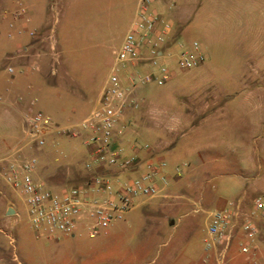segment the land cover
I'll list each match as a JSON object with an SVG mask.
<instances>
[{
  "label": "rangeland",
  "instance_id": "rangeland-1",
  "mask_svg": "<svg viewBox=\"0 0 264 264\" xmlns=\"http://www.w3.org/2000/svg\"><path fill=\"white\" fill-rule=\"evenodd\" d=\"M69 1L62 7L60 0H25L32 19L47 26L40 32L48 29L57 35L61 57L56 66L58 74L50 71L40 90L25 102L35 100L36 95L38 101L30 113L42 111L54 121L60 120L64 108L69 110L68 115L75 116L79 113L71 111L74 104L83 109L95 101L137 4V0H127L125 5L120 0ZM259 14L264 16V0L261 11L254 12ZM10 30L17 32L12 27ZM7 46L0 45V138L18 142L17 147H21L28 138L24 137L22 115L12 102L17 100L7 96L12 85L2 67ZM259 64L255 60L254 73ZM19 73L17 77L21 76ZM225 77L217 78V87H233L226 84ZM165 88L150 84L136 90L141 100L136 111L140 114L130 124L152 129L154 139L163 137L161 125L172 121L152 112L157 105L151 99ZM141 90H147L150 97L142 99ZM233 119L218 118L203 126L199 140H190L195 150L179 158L176 172L169 178L178 184L177 189L165 188L166 197L137 207L95 237L90 236L86 223L79 224L75 235L53 236L45 229L37 231L22 196L0 178V264H216L213 259L204 261L209 255L204 247L208 211L222 208L247 193L246 203L250 204L254 196L264 192L262 128L240 130ZM22 155L38 158L35 176L49 188L78 184L87 174L85 163L90 158L84 136L57 133L48 137L42 149L25 146ZM9 208L13 212H8ZM240 249L236 238L228 252V258L233 260L228 264H259L246 260V256H255L264 264V242L259 241L250 254Z\"/></svg>",
  "mask_w": 264,
  "mask_h": 264
},
{
  "label": "built area",
  "instance_id": "built-area-1",
  "mask_svg": "<svg viewBox=\"0 0 264 264\" xmlns=\"http://www.w3.org/2000/svg\"><path fill=\"white\" fill-rule=\"evenodd\" d=\"M14 1L18 5L14 18L23 17L25 23L30 22L25 0ZM158 1L139 0L136 16L116 53V62L98 103L82 120L61 125L42 111L29 112L25 118L27 143L0 153V178L22 196L37 231L45 229L53 236L75 235L79 224L86 223L90 236L95 237L113 222L124 219L139 205V200L160 195L161 183H168L164 173L166 160H142L136 151H127L122 138L128 125H122V120L130 110L141 106L136 95L140 86H164L172 79L173 61L178 68L188 70L200 66L205 56L198 42H179L178 51L173 50L170 34L174 23L152 9ZM3 18L0 13V22ZM29 32L35 36L37 31ZM142 66L148 69L139 70ZM6 69L10 74L16 71L11 65ZM122 70L126 71L125 76ZM53 133L84 136L90 155L85 169L90 180L49 188L35 177L39 160L34 155L23 156L22 151L29 145L42 149ZM142 148L150 150L151 145L145 143ZM140 168L139 173L133 174ZM241 235L240 247L245 254L252 253L259 241L264 242V192L254 196L248 210L231 202L224 208L208 211L205 249L216 254L217 264H227L231 243Z\"/></svg>",
  "mask_w": 264,
  "mask_h": 264
},
{
  "label": "crops",
  "instance_id": "crops-1",
  "mask_svg": "<svg viewBox=\"0 0 264 264\" xmlns=\"http://www.w3.org/2000/svg\"><path fill=\"white\" fill-rule=\"evenodd\" d=\"M68 2L70 3L69 0H60L62 7L69 4ZM120 2L125 5L127 0H120ZM138 3L139 0H137L135 14L129 23L127 32L136 16ZM261 4L262 0H159L153 4L154 11L160 12L174 23L170 34L173 50L178 51L179 42H184L186 45L198 42L205 59L200 66L188 70L178 68L176 62L173 61L172 79L162 86L166 87L162 92L151 99L157 105L152 110L153 114L172 118V121L169 120L167 124L161 125L162 132H164L163 137L158 136L154 139L152 129H141L137 123L132 126L130 123H134L140 114L136 110H130L122 120V125H128L122 138L127 151H136L142 160L154 158L167 161L164 173L168 178V183H161L162 193L139 200L137 207L145 206L160 196L166 197L165 188L172 190L178 188V184L169 181V178L175 174V166L179 158L195 150L190 140H199V133L206 124L228 116L234 118L232 122L240 130L262 128L260 139L264 140V16L263 14L254 15L255 11H261ZM17 7L14 0H0V13L4 14L0 22V45L9 47L2 63V67L9 74L8 80L12 83L8 88L7 96L12 100H17L12 102L16 104L18 112L22 115L25 125L24 137L28 138L25 118L32 109L31 107L38 101V97L34 95L35 100L30 102H25V100L33 98L32 93L40 90L50 71L52 75L58 74L56 66L61 57L57 35L49 32L48 29L40 32L47 26L41 21L32 19L31 16L28 23H25L23 17L15 19L13 12ZM11 23L12 28L17 32H8ZM28 28L36 30V35L32 36L30 32H22V29ZM1 38L7 42L4 43ZM189 38H193L194 41L190 42ZM255 60L260 64L254 73ZM115 62L116 58L112 67ZM6 65L13 66L16 72L10 74ZM147 69L146 66L139 67L141 71ZM125 72L122 70L123 76ZM18 73L21 74L20 77H17ZM110 73L91 106L81 109L74 104L71 111L79 113L75 116L68 115L69 110L64 108L61 111L60 120L56 122L68 125L82 120L98 103ZM221 75H225L228 79L226 84L233 87L229 89L217 87L220 85L217 78ZM124 84L130 87L128 82ZM174 94L176 96L173 97ZM139 95L142 99L150 97L147 90H141ZM245 122L246 125L243 124ZM145 143L151 145L150 150L142 148ZM17 144L18 142L12 143L10 140L0 138V153ZM176 169L179 171V167ZM84 170L87 172L86 169ZM141 170L142 168L133 174ZM248 195L249 193L231 202H238L244 209H250L254 197L250 204H247ZM236 238L239 239V244L243 240L242 235ZM254 257L246 256V260L262 263ZM210 259L217 264L214 252H209L204 261L209 262ZM232 260L233 257L228 258L227 264Z\"/></svg>",
  "mask_w": 264,
  "mask_h": 264
},
{
  "label": "trees",
  "instance_id": "trees-1",
  "mask_svg": "<svg viewBox=\"0 0 264 264\" xmlns=\"http://www.w3.org/2000/svg\"><path fill=\"white\" fill-rule=\"evenodd\" d=\"M90 178L91 177L88 174H85V176L83 177V179L81 181L77 182V183L80 184V183L86 182V181L90 180Z\"/></svg>",
  "mask_w": 264,
  "mask_h": 264
},
{
  "label": "water",
  "instance_id": "water-1",
  "mask_svg": "<svg viewBox=\"0 0 264 264\" xmlns=\"http://www.w3.org/2000/svg\"><path fill=\"white\" fill-rule=\"evenodd\" d=\"M8 212H13V208H9V211Z\"/></svg>",
  "mask_w": 264,
  "mask_h": 264
}]
</instances>
